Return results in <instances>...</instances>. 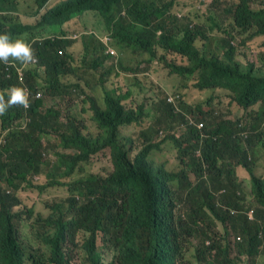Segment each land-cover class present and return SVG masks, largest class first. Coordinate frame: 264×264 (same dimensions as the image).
I'll list each match as a JSON object with an SVG mask.
<instances>
[{"label": "trees", "instance_id": "trees-1", "mask_svg": "<svg viewBox=\"0 0 264 264\" xmlns=\"http://www.w3.org/2000/svg\"><path fill=\"white\" fill-rule=\"evenodd\" d=\"M199 1L0 0V33L30 43L35 57L26 65L0 62V96L7 99V90L18 86L30 101L28 108L13 105L0 115V264L261 263L264 65L236 56L256 38L264 55V0ZM45 6L32 25L18 27L21 14ZM110 46L119 52L115 59H109ZM133 56L141 58L135 63ZM102 62V80L87 77L82 67ZM190 94L210 103L223 98L231 112L192 107L184 102ZM68 98L82 101L78 113L58 108ZM77 114L92 118L103 134L89 139L72 130L69 121L80 122ZM143 114L183 128L163 139L171 141L179 163L170 165L158 153L165 142H155L157 129L142 131L137 148L124 139L118 127ZM49 134L81 153L57 152L47 162ZM106 148L110 174L84 166L89 154ZM50 166L62 179L36 185L34 173ZM174 177L189 185L170 188ZM55 185L66 186L69 195L42 208L23 204L29 199L24 192ZM178 205L183 216L176 214ZM184 221L179 234L174 224ZM183 240L194 241L189 250Z\"/></svg>", "mask_w": 264, "mask_h": 264}, {"label": "rangeland", "instance_id": "rangeland-1", "mask_svg": "<svg viewBox=\"0 0 264 264\" xmlns=\"http://www.w3.org/2000/svg\"><path fill=\"white\" fill-rule=\"evenodd\" d=\"M206 0H204L205 2ZM201 3V0L198 2V4ZM206 3V2H205ZM207 3H209V0H207ZM231 4L228 3L223 7V12H225L226 10H228L229 6ZM196 12H194L195 14ZM21 17V16H20ZM17 25L19 28L22 27V21L19 20L17 22ZM218 31H216L215 33H217ZM71 33L72 34H78L79 33L75 30V28L71 29ZM215 38L219 37V34H216L214 36ZM214 40V39H213ZM213 40H211L208 44L212 45ZM105 42L107 41L106 39L104 40ZM250 45L245 46V47H241L237 53V58L240 59L242 62L247 63V62H256L258 65H264V55L261 52V47H260V39H253L250 40ZM213 46V45H212ZM111 48L114 49V52H111V57L110 59H113L118 51L117 48L115 46H110ZM74 55L78 56V59L80 60L81 58V44L77 43L74 48ZM119 54V53H118ZM171 56V55H169ZM172 57V56H171ZM140 56H133L132 57V61L133 62H138L140 60ZM185 58H179L178 62H183ZM84 70L89 71L88 76L87 77H93L96 75H99L100 70H102L104 67L99 66L97 69H93V68H89V67H82ZM81 68L79 71V74L81 73ZM157 76H160V72L157 70L156 72ZM100 77V81L102 80V77L99 75ZM154 78V76H149V77H144L143 81L150 83V80ZM127 82L133 87V89L135 91L139 90V85L137 84L136 80L131 79L130 77H127ZM99 81V82H100ZM93 82H91L90 84H92ZM98 83V82H96ZM85 86V82H83V84ZM86 88V87H85ZM80 90V89H79ZM227 101L230 102H235V100L233 99V96L231 94H226L225 96ZM185 103H188L190 105H192V107H195L196 105H202L205 109H209V108H216V109H221L223 108L225 113L227 115L230 114L231 109L230 107L227 106V104L225 103V100L223 98H219L217 99V101L215 103H210L208 102L206 99H204L202 96H198V95H187L185 100ZM82 104L81 100H78L77 102H75V98L71 99H65L64 101H62L60 103V105L58 106L59 109H64L62 111H64V114L70 113V112H79V107ZM68 105H71L70 107L66 108ZM181 109L182 106H180ZM256 109L259 108V104L255 106ZM189 115H191L194 119L197 118V114H192V113H188ZM78 115V120L80 121V123L83 124V133L87 134V135H96L99 133V129L97 127L96 122L90 118L87 115L84 116H80ZM149 129V132H152L154 129H157L159 132L158 134L155 135L156 139L155 142L158 143H163L165 142V144L163 145V147L160 150H157L158 153L161 154L162 159L168 161V163L174 164V163H179L178 157H177V153H174L173 149L170 148L169 144L171 141H163L165 135L167 134H176V135H180V133L178 132L179 129H183L182 127H179L178 125H173L172 128H170L167 124L163 123V124H158L155 120H152L151 117H149L146 114H143L140 118L139 122H135L132 123L130 125H126V126H122L121 127V132L122 135L124 137V139L126 141L132 139L134 141H136V146H134L135 148L138 147V142H141L140 139V135L142 133V131ZM160 129L163 130V134H160ZM45 147H48L47 150H45L44 153V158L47 162L50 161H55L56 160V153L57 152H63V153H73L74 150L72 149H65L61 146L60 144V140L57 136H55V134H49L48 136L45 137ZM147 143V142H146ZM133 153L134 155L135 150L133 148ZM112 160L111 158V151L109 148L103 149L102 151L98 152L97 154L93 155L91 157V159L84 163V166L86 164H89V168L92 170L98 169L101 172L107 174V173H111L112 167L110 165V161ZM114 169V168H113ZM40 172L39 173H34V177H33V181L36 185H44L47 184L49 185L52 181V179H62V176L59 174L58 171H53L52 166L50 167H44V168H40L39 169ZM53 173V176H49L47 175L48 173ZM245 191L246 193H249L251 191V184L249 182V179L246 178L245 179ZM24 192V191H23ZM22 192V194H23ZM25 196H28V201L23 199V204L25 206H31L32 204L36 203L38 208H42L43 204L45 205V207H47L48 204L56 202V201H60V199H65L68 195V188L66 186H47L46 188H43L42 190L38 189V188H34V191H26L24 192ZM20 208V207H19ZM254 209V208H253ZM176 214L177 216H183L184 215V209L182 205H178L176 207ZM253 215V214H252ZM194 243V241L191 240H183L182 243V247L185 248V250H189V248H191V245ZM103 246V242L102 239L100 240L99 243V247ZM193 252L189 251L187 252L185 255L187 257H192ZM260 264H264V259L262 258L261 263Z\"/></svg>", "mask_w": 264, "mask_h": 264}, {"label": "clouds", "instance_id": "clouds-1", "mask_svg": "<svg viewBox=\"0 0 264 264\" xmlns=\"http://www.w3.org/2000/svg\"><path fill=\"white\" fill-rule=\"evenodd\" d=\"M46 6L41 8L39 11L36 10V8H30V12L26 14H21L19 20L22 21V26L32 25L38 19V17H40L44 12L47 11L48 7ZM108 50L110 51L109 55L111 57V52L113 53L114 49L110 47ZM118 53L113 59L118 57ZM9 58H12L16 62H19L21 65L29 64L35 60L33 49L30 43L20 38L13 39L9 33H0V62H8ZM103 65L104 62L97 64L92 68L97 69L99 66L103 67ZM6 95L7 99H5L4 96H0V115L4 114L13 105H21L24 108H28L30 105L29 92L25 88L11 86L7 90ZM69 122L73 123V126H71L72 130L77 129L82 136L89 139H95L101 136L104 132L102 127L97 124L99 133L96 135H87L83 133L84 127L82 123L75 120ZM196 125L198 128H201L203 126V123L196 122ZM118 128H121V126H119ZM69 133H71V131H69ZM161 134H163V132H161ZM65 149H72L78 154L81 153V150L73 145H70ZM100 151H102V149H99L96 152L89 154L88 159L90 160L93 155L97 154ZM189 181L193 182L194 180ZM167 184L170 188L173 186H177L178 190H182L189 185L188 183L180 182L178 177H174L172 180H169ZM174 196H176V193L172 195V199L174 198ZM184 223L185 221L182 223L174 224V228L177 232H179V234L185 233ZM180 225H183V227H181Z\"/></svg>", "mask_w": 264, "mask_h": 264}, {"label": "built area", "instance_id": "built-area-1", "mask_svg": "<svg viewBox=\"0 0 264 264\" xmlns=\"http://www.w3.org/2000/svg\"><path fill=\"white\" fill-rule=\"evenodd\" d=\"M38 95H40V94L38 93ZM252 214H253V211L251 210V211L249 212V217H250V218H252V217H253V215H252Z\"/></svg>", "mask_w": 264, "mask_h": 264}]
</instances>
